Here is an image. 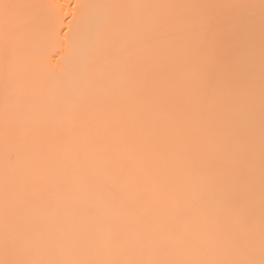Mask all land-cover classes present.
Here are the masks:
<instances>
[{
  "label": "bare ground",
  "instance_id": "6f19581e",
  "mask_svg": "<svg viewBox=\"0 0 264 264\" xmlns=\"http://www.w3.org/2000/svg\"><path fill=\"white\" fill-rule=\"evenodd\" d=\"M0 264H264V0H0Z\"/></svg>",
  "mask_w": 264,
  "mask_h": 264
}]
</instances>
